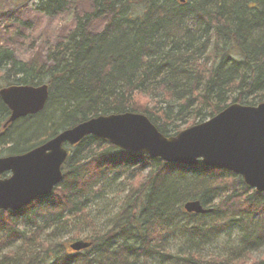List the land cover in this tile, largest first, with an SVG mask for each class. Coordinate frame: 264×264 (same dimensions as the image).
<instances>
[{
  "label": "trees",
  "instance_id": "16d2710c",
  "mask_svg": "<svg viewBox=\"0 0 264 264\" xmlns=\"http://www.w3.org/2000/svg\"><path fill=\"white\" fill-rule=\"evenodd\" d=\"M77 1L41 0L39 5L56 15ZM90 3L91 10L76 15L73 30L50 49L48 64L21 60L11 47L0 45V79L6 81L0 89L47 83L50 98L44 109L51 104L56 108L51 132L29 145L44 125L33 129L25 116L5 127L11 110L0 96V142L9 143L11 133L5 130L14 123L28 129H20L9 153L28 150L99 114L143 112L160 131L174 135L183 124L203 121L231 102L264 100V0ZM103 19V29L91 31ZM140 96L146 101L140 103ZM70 151L65 176L53 193L18 211L0 210V256L14 240L22 241L4 255L7 264H264V256L248 259L264 241V192L234 171L152 158L92 135ZM145 166L149 171L132 183L109 228L90 234V247L58 248L65 247L63 241L52 237L65 229L67 215L93 221L87 202L102 181L126 171L132 180ZM176 171L191 173L194 180L178 183L171 178ZM192 199L212 207L211 212L186 211L184 205ZM181 216L186 219L182 228L198 236L196 244L212 242L234 225L242 233L222 253H176L168 240Z\"/></svg>",
  "mask_w": 264,
  "mask_h": 264
},
{
  "label": "water",
  "instance_id": "95a60500",
  "mask_svg": "<svg viewBox=\"0 0 264 264\" xmlns=\"http://www.w3.org/2000/svg\"><path fill=\"white\" fill-rule=\"evenodd\" d=\"M47 83L8 84L0 96L11 113L6 120L37 114L49 100ZM109 140L126 151L144 152L168 162L224 167L244 178L248 186L264 192V100L257 104L231 102L217 114L196 122L174 135H166L143 112L99 114L66 127L42 143L20 153L0 156V210H20L37 196L54 191L63 179L69 156L66 144L86 136ZM9 173L8 175H5ZM186 211L211 212L201 200H188ZM92 241L79 238L70 246L77 251Z\"/></svg>",
  "mask_w": 264,
  "mask_h": 264
},
{
  "label": "rangeland",
  "instance_id": "374dc122",
  "mask_svg": "<svg viewBox=\"0 0 264 264\" xmlns=\"http://www.w3.org/2000/svg\"><path fill=\"white\" fill-rule=\"evenodd\" d=\"M41 0H0V45H7L13 49L15 56L19 59L27 60H37L45 64L49 63V51L54 47L59 39L65 38L70 31L73 30L77 16L83 14L84 12L91 10L90 0H78L73 3L69 10L64 12H59L56 15L46 13L40 9ZM77 15V16H76ZM105 20L96 21L91 26V31H98L103 29ZM4 79H0V84H5ZM140 100V101H139ZM140 103L145 102L146 99L143 96L138 98ZM56 108L51 105L41 111V113L33 114L26 117L30 127H41L44 125L43 129L39 133H33L29 138L28 144L47 136L51 131L50 128L55 123L53 114ZM53 116V117H52ZM210 117V116H209ZM209 117H206L209 118ZM205 119V120H206ZM189 126L188 124H183L182 129ZM16 129V131H15ZM22 129V128H20ZM19 124L14 123L5 130V132L11 133V139L9 143L0 142V154L6 155L9 153L11 147L16 145L18 136L20 134ZM27 129V126L22 130ZM181 129V130H182ZM19 130V131H18ZM28 130V129H27ZM30 134V133H29ZM149 166L142 168L143 173L139 174L134 179H128V171L122 172L117 175L110 176V178L105 179L96 188L99 192H92L87 202V211L92 222L86 223L81 218L73 217L72 215H67V222H65V229L61 230L54 236L55 242L57 240L63 241V246L60 245L58 248L61 250L74 251L69 246V243L79 238L90 239V234L95 230L101 232L109 228L116 217V213L122 207V201L124 196H126L128 189L132 183L137 182L139 179L143 178L145 174L149 171ZM173 180H177L178 183H187L188 181H193L191 173L183 174L180 171H176L171 175ZM182 218V219H181ZM184 216L178 218L172 236L168 240V245L173 252H183L189 251L190 249L202 252L205 256H209L212 253H222L223 250L234 243H237L240 239L241 226L234 225L232 228L224 230L223 234L212 240V242H201L198 236H195L191 230L183 229L181 222L186 219ZM205 219H210L205 217ZM94 222V224H93ZM190 226V225H189ZM189 228V227H188ZM51 228H47V231H51ZM96 231V232H97ZM195 237L193 239L192 237ZM22 241L20 239L14 240L13 243L7 248L2 249V255L0 256V264H7V260L4 255L6 252L15 249L20 246ZM65 248V249H64ZM61 250V251H62ZM248 259L261 258L264 256V241L253 247V250L248 253ZM155 261V260H154ZM154 264H172L165 263L159 260L153 262Z\"/></svg>",
  "mask_w": 264,
  "mask_h": 264
}]
</instances>
